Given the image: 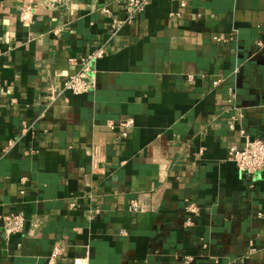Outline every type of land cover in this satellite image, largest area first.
Masks as SVG:
<instances>
[{
    "label": "crops",
    "instance_id": "1",
    "mask_svg": "<svg viewBox=\"0 0 264 264\" xmlns=\"http://www.w3.org/2000/svg\"><path fill=\"white\" fill-rule=\"evenodd\" d=\"M28 1L0 0V214L25 218L0 264H264V169L228 152L264 139V0H149L115 34L116 0H33L25 25Z\"/></svg>",
    "mask_w": 264,
    "mask_h": 264
},
{
    "label": "built area",
    "instance_id": "2",
    "mask_svg": "<svg viewBox=\"0 0 264 264\" xmlns=\"http://www.w3.org/2000/svg\"><path fill=\"white\" fill-rule=\"evenodd\" d=\"M55 1V0H54ZM122 5V13L124 20L118 23L113 21L111 25V32L116 33L121 27V23L130 24L136 17H138L144 10L149 0H116ZM188 0H178V5L181 8L186 7ZM38 10V4L33 0H29L19 8L18 20L21 24H31L34 20ZM103 12L109 13V9L103 8ZM264 44V37L258 42V45ZM104 47L98 46L88 54L81 56L78 61L71 59V63L77 64L78 69L72 73L63 83V89L70 91L73 94L81 95L89 92L94 86L95 62L104 55ZM214 85L218 84V81H213ZM234 99V94L230 93L229 102ZM134 120L132 117H127L120 122V126L123 128L118 139H125L128 137V131L133 127ZM229 159L232 160L235 165L242 171L249 174H255L258 171L264 169V139L255 138L248 139L244 146L237 147L231 145L228 149ZM128 211L137 212L139 206L135 200H131L128 207ZM184 211L187 213V224L193 223V217L198 213V207L193 202H186L184 205ZM25 218L21 213L0 214V230L4 232L6 238L11 235L21 232L24 229ZM59 253L58 248H54L49 258V262L52 263ZM75 264H86L80 261Z\"/></svg>",
    "mask_w": 264,
    "mask_h": 264
}]
</instances>
